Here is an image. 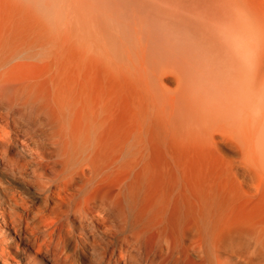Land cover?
Instances as JSON below:
<instances>
[{
  "label": "bare ground",
  "instance_id": "obj_1",
  "mask_svg": "<svg viewBox=\"0 0 264 264\" xmlns=\"http://www.w3.org/2000/svg\"><path fill=\"white\" fill-rule=\"evenodd\" d=\"M0 264H264V0H0Z\"/></svg>",
  "mask_w": 264,
  "mask_h": 264
}]
</instances>
